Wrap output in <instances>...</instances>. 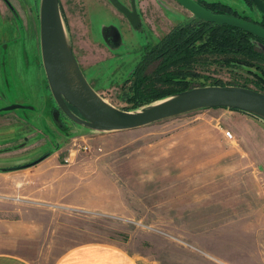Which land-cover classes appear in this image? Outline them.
<instances>
[{
    "label": "rangeland",
    "instance_id": "1",
    "mask_svg": "<svg viewBox=\"0 0 264 264\" xmlns=\"http://www.w3.org/2000/svg\"><path fill=\"white\" fill-rule=\"evenodd\" d=\"M58 1L66 39L96 92L128 110L157 100L133 102L124 79L131 77L144 43L151 44L159 37L155 33L192 14L175 0L163 1L167 9L146 13L144 18L151 17L154 27L143 20L140 33L108 0ZM120 1L128 6L127 0ZM216 1L250 19L262 17L251 1ZM0 2L4 8L15 6L19 13V4L28 5L34 22L33 27L29 22L23 29H13L11 39L17 46L6 51L0 16V218L14 219L21 215L19 209L32 211L27 198L19 200L13 189L18 181L27 182L28 173L35 184L46 186L64 179L67 188L81 189L86 198L98 197L113 211H61L56 216L64 223L52 222L58 227L54 242L112 240L130 251L154 253L150 243L160 249L192 238L197 243L216 237L220 230L230 245L234 243V251L228 250L233 251L230 261L264 264V118L213 106L118 131L76 123L58 109L46 83L38 41L39 0ZM254 39L250 40L264 49ZM208 50L195 53L196 73L187 77L186 88L207 84L256 88L255 82L260 83L256 77L264 70L253 58L247 64L227 62ZM152 66L145 67L146 73ZM10 104L18 105L5 108ZM225 129L231 136L223 134ZM166 253L160 251L163 264H177L182 256L174 250ZM193 253L183 259L200 263Z\"/></svg>",
    "mask_w": 264,
    "mask_h": 264
},
{
    "label": "crops",
    "instance_id": "2",
    "mask_svg": "<svg viewBox=\"0 0 264 264\" xmlns=\"http://www.w3.org/2000/svg\"><path fill=\"white\" fill-rule=\"evenodd\" d=\"M21 1L23 0H18V2ZM163 1L167 2L169 0H139V6L144 15L149 13L151 16L154 11L160 10V7L167 9ZM9 7L4 8V4L0 2V16L5 26V29L1 32L3 36L1 39L8 40L4 42V49L13 51L17 46L11 39L14 36L13 29L17 26L23 29L29 22L33 27L34 22L33 14L28 5L25 7L24 3L19 4L21 13L15 6L12 8L9 5ZM146 18L145 16L144 22L148 21L150 27H154L151 24V17ZM165 31L167 30L163 29L155 35L158 37ZM17 72L19 74L21 71ZM26 166L23 165V167ZM0 174L3 173L0 172ZM27 175L30 179L28 178L25 184L18 181L17 186L13 189H17L19 200H23L20 196L27 198L26 202L32 204L30 206L32 211L22 209L20 211L19 209L18 212H21V215L14 219L0 218V264H163L160 251H165L168 253L165 255H169L173 250L182 252L180 259H177V264H180V262L181 264H190L189 259L183 258L192 255V250L194 251L193 254L200 260L198 264H234L228 257L230 252L235 249L232 248L234 243L230 245L226 238V232L220 230L217 233L215 232L216 237L208 240L203 238L202 242L197 243L192 238L189 243L177 244L171 242L162 249L158 248L156 244L150 243L154 253L130 251L126 244L112 240L99 241L91 239L83 241L79 239L70 243L54 242L52 236L56 234L58 227L57 225L53 226L54 223L52 222L59 220L60 223H64L56 216L61 211L76 212L75 210L81 209L104 211L112 210L110 208L113 207L110 203L105 204L104 201H100L98 197L86 198L82 196L81 189L67 188L64 179L55 180V184L52 182L53 185L51 183L46 186L35 184L34 178L29 173ZM14 180L15 174L12 175L13 184L11 188L14 185ZM0 190H3L1 181ZM116 208L114 207V209ZM59 222L57 224H60ZM173 257L175 256L173 255Z\"/></svg>",
    "mask_w": 264,
    "mask_h": 264
},
{
    "label": "water",
    "instance_id": "3",
    "mask_svg": "<svg viewBox=\"0 0 264 264\" xmlns=\"http://www.w3.org/2000/svg\"><path fill=\"white\" fill-rule=\"evenodd\" d=\"M135 25L138 16L119 0H109ZM192 16L242 28L264 39V26L231 13L213 12L196 0H175ZM264 15V0H250ZM38 41L49 92L69 119L100 131H118L152 123L193 109L223 106L238 108L264 118V92L238 84L192 86L149 102L135 110L115 107L87 82L66 39L58 0H39ZM18 104L6 105L11 108ZM71 107V108H70ZM53 111V115L55 114Z\"/></svg>",
    "mask_w": 264,
    "mask_h": 264
},
{
    "label": "trees",
    "instance_id": "4",
    "mask_svg": "<svg viewBox=\"0 0 264 264\" xmlns=\"http://www.w3.org/2000/svg\"><path fill=\"white\" fill-rule=\"evenodd\" d=\"M197 1L210 11L231 13L250 19L239 14L227 3L216 0ZM250 20L264 26L263 14L258 20ZM253 38L264 44V39L242 28L191 16L188 20L170 27L151 44L143 45L139 59L130 71L131 77L124 79V82L129 81L126 95L133 102L136 99V103H143L185 89L189 80L187 77L196 73L193 68V63L197 61L195 53L203 48H209L210 54L218 55L227 62L247 64L253 58L260 70H264V64H261V61L264 62V49L250 40ZM196 40L199 41L195 43ZM150 65L153 66L146 73L145 67ZM256 79L260 83L255 82V89L264 92V71L257 74Z\"/></svg>",
    "mask_w": 264,
    "mask_h": 264
},
{
    "label": "flooded vegetation",
    "instance_id": "5",
    "mask_svg": "<svg viewBox=\"0 0 264 264\" xmlns=\"http://www.w3.org/2000/svg\"><path fill=\"white\" fill-rule=\"evenodd\" d=\"M109 1V0H108ZM120 1V0H119ZM128 1V6H126L125 4V6L128 8V9H131L132 7L134 8V10H135V12H136V14H137V16H138V21H137V23L135 24V25H131L130 24V22L128 21V19L125 17V15L119 10V12L122 14V16L125 18V20H126V22L130 25V26H132V27H134L135 29H136V31H139L140 33H142V22H143V20H144V13L142 12V10L140 9V6H139V0H127ZM197 1V0H196ZM110 2V1H109ZM121 2V1H120ZM198 2V1H197ZM122 3V2H121ZM123 4V3H122ZM114 6V5H113ZM115 7V6H114ZM256 7V6H255ZM261 13V12H260ZM142 15H143V17H142ZM142 17V18H141ZM166 32V31H165ZM164 32V33H165ZM161 36V35H160ZM156 40V39H155ZM144 44H146V43H144ZM143 44V45H144ZM143 45H142V47H143ZM142 50V49H141ZM141 50H140V52H139V54L141 53Z\"/></svg>",
    "mask_w": 264,
    "mask_h": 264
},
{
    "label": "built area",
    "instance_id": "6",
    "mask_svg": "<svg viewBox=\"0 0 264 264\" xmlns=\"http://www.w3.org/2000/svg\"><path fill=\"white\" fill-rule=\"evenodd\" d=\"M223 134L226 136H231L230 131L228 129L223 130ZM66 160V159H64Z\"/></svg>",
    "mask_w": 264,
    "mask_h": 264
}]
</instances>
